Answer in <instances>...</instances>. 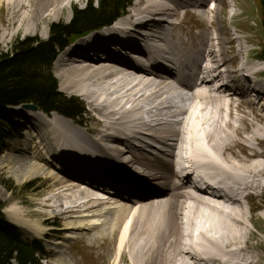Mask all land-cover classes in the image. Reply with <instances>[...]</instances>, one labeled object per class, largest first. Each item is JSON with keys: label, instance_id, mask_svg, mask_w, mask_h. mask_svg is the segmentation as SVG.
I'll return each mask as SVG.
<instances>
[{"label": "bare ground", "instance_id": "bare-ground-1", "mask_svg": "<svg viewBox=\"0 0 264 264\" xmlns=\"http://www.w3.org/2000/svg\"><path fill=\"white\" fill-rule=\"evenodd\" d=\"M83 2L0 0V11L6 10L0 23L7 30L30 34L40 24L67 20L66 12ZM227 7L237 8L223 0H137L124 19L67 50V59L61 57L55 68L60 91L87 105L91 124L20 111L26 121H34L24 137L27 151L5 156L0 170L23 180L42 179L49 192L41 202L43 212L26 215L11 208L5 211L9 220L37 217L40 224L27 223L23 229L39 237L53 235L40 226L48 221L60 223L62 228L56 230L64 234L87 230L92 246L99 243L98 249H103L111 243L104 264H262L252 254L244 255L253 218L243 202L250 212L264 210L257 203L264 193V153L251 143L261 146L264 133L254 128L244 137L249 126L264 124V104L259 112L246 113L243 103L254 105L264 97L249 92L248 80L263 75L264 69L252 67L250 55L239 60L241 49L238 58L229 59L227 40L209 28ZM232 10L230 19L236 16ZM190 13L209 25L196 36L189 34L191 45L182 40V23ZM135 53L147 56L140 55L139 63ZM159 70L167 76L156 77L153 71ZM177 71L179 78L173 75ZM173 153L196 160L201 174L236 201L190 191L179 178L183 169ZM53 169L71 172L78 181L99 182L100 190L137 201L107 207L109 202L99 199L94 189L60 178ZM48 214L51 217H45ZM103 214L115 216L112 224L109 218L96 221Z\"/></svg>", "mask_w": 264, "mask_h": 264}, {"label": "rangeland", "instance_id": "rangeland-1", "mask_svg": "<svg viewBox=\"0 0 264 264\" xmlns=\"http://www.w3.org/2000/svg\"><path fill=\"white\" fill-rule=\"evenodd\" d=\"M91 1L92 0H84L83 5L77 6V7L81 9H85L89 6ZM132 1H133V6H134V4L137 3V0H132ZM223 1L227 5L228 4L235 5L237 8H234L235 11L232 9H229L228 7L225 8L219 16V21L214 24H210L211 27H209L208 25V27L211 28V30L220 31V34H221L220 37L222 36V38H225L227 40L228 42L227 50L229 51L228 53L229 59H233L234 57H237L236 55L238 54L239 49H241L242 56L240 58L237 57L239 60L242 59V57L244 56L246 57V55L247 56L250 55L252 56V60H253L252 64L257 65L259 69L260 68L264 69V63L258 64L256 59H254L257 52L260 51L263 45V42H264V32L261 26V11H260L259 0H223ZM130 9L129 11L127 10L128 13L130 12ZM231 10L236 13V16L233 19H230ZM69 11L66 12L68 16L67 20H60L57 22H52L48 24L47 26H44V24H40L38 30L30 34H27L25 32L16 33L10 29L7 30V28L0 23V53L10 52V50L12 49V46L15 45L18 41H23L26 39H37L40 41L48 40L50 36L51 25L56 24V23L68 24L71 22L73 18V10H69ZM5 13H6V10L4 7H2L0 11V21L6 19V17H4ZM182 27L184 29V33H182V40L188 43L189 45L192 44V37L191 35L189 36L190 33H193V35L196 36L198 35L199 32H202L203 29L208 28L207 25L205 26L203 21L199 19L194 13H190L188 16H186L185 22L182 23ZM77 40H74L73 43L76 42ZM229 42L231 43L229 44ZM60 58H61V55L57 58L53 66L54 76L56 77L58 81L59 92L67 98L75 99L76 102H79L83 106L85 112L83 113L81 119H76V120L69 119L57 113L45 114L39 111L35 107L34 109H32L31 106L10 108L7 111V117L11 118V120L13 121H16L17 120L16 114L21 117H24L26 115V114L22 115L23 113L19 114L20 111L31 110L32 112L35 110L37 113L41 114L42 116L59 115L67 120H71V121L74 120L78 122L82 121L85 124L87 123L91 124L90 112L88 110L87 105L84 104L82 101H80V99L69 97L60 91V86H59L60 80L57 78L56 72H55L56 63L62 60ZM241 63L242 62L238 63L237 66H240ZM230 67L233 69L235 66L232 65ZM260 82L264 83V78H261ZM243 104H244L243 105L244 112L250 113L253 110H255L256 112H259V110L264 104V98H261V100H258L257 104H254V105H251L247 102H244ZM14 118L16 120H14ZM238 124L241 126L240 122H238ZM254 128H260L262 129V133H264V124L257 123V125H255L254 127L249 126L247 128V131L244 133V137L245 136L249 137V133H251V131ZM26 129L28 128L21 127V130H22V136H20L21 138L22 137L26 138L27 134L30 133V131L28 132ZM4 132H9L7 127H4ZM17 135L19 136L20 134H17ZM5 136H6L5 138H1L0 136V145H1L0 160L3 159L7 155H14L16 153H24V154L26 153L27 146L25 144L28 141H26L25 139L22 140V139H17V138H10L7 135ZM185 136L188 137L189 136L188 133H186ZM33 143L36 144V142H33ZM251 143L254 145L256 152L264 153V143H262L261 146H258L257 142L255 141H252ZM29 152L32 154L34 152V149L29 150ZM251 152L252 151H249L250 154H252ZM237 153H239L242 157L243 156L245 157V154H243L241 149H238ZM60 166L61 165H57V168ZM53 171H55L56 173H59L60 178L62 177H64L65 179L67 178L66 173H61L60 170H54V169ZM17 177L18 176L15 175L12 171H9L7 169L0 170V200L5 205L3 214L6 220L10 223V226L13 227L18 232V235H20L24 243L31 245L36 240L44 239V241L41 240L44 243V250H45L43 252L44 255L42 257V260L40 259L42 264H50L51 262H55L56 260H62L64 264H104L105 255L108 253L112 245L111 243H108L104 246L103 249H98L97 246L99 245V243H94L92 246V244L90 243L88 239L90 235L88 234L87 230H78V231L73 230L71 232H67L66 234H64L62 233V231L56 230V229L62 228V225L60 223L56 224V223H53L52 221L51 222L48 221L46 224H43L40 226L44 230H49L50 233L52 231L53 235L47 234L46 236L39 237L37 235L36 236L32 235L31 233L26 232L23 229V227L27 225V223H29L28 225H31V224L38 225L39 219H37V217H26L25 216L24 221H20V222L10 221L5 211L11 208H17L20 211H23L26 215H29L30 213H34V212L35 213L43 212V209L41 207V202L42 200L47 198V194L49 192V189L45 181L42 179L34 178V179H29V180L27 179L23 180V178H20V177L17 178ZM69 182H72V181H69ZM262 182L264 185V180ZM96 183L101 185L99 182H96ZM214 184H216V186L219 187V184H217V182H215ZM83 188L84 189L87 188L86 190L91 191V189H89V187H87L86 185H84ZM93 192L95 191L93 190ZM257 203L264 205V193L261 192V196L260 198L257 199ZM126 204L127 203H123L121 207L125 206ZM243 206L245 208L247 216L248 217L252 216L253 218L252 224H250L248 227L251 233V237L247 245L248 246L247 248L249 249L247 250L248 253L246 251V254L244 255L248 254L247 256H249V254L250 255L252 254V256L260 259L262 261V264H264V210H257L254 213L250 212L249 210L250 206L248 202L246 201L243 202ZM51 215L52 214H48L45 217H51ZM176 216H177V210L173 214V222L175 224L176 232L178 236V234L180 233V220H178L179 222L178 221L176 222ZM107 218H109L108 220L111 221V224H112V221H114L115 216L103 214V216L96 217L95 219H97L96 221L101 220L100 222H102L104 221L103 219L106 220ZM77 220L79 221V219H75L74 221H77ZM94 220L93 222H96ZM85 224L86 223H84V225ZM175 227H174V231H175ZM66 236H71L75 239H66ZM56 244H59V245H56ZM243 247H245V244L243 245ZM36 257L38 258V256ZM111 258L114 262L117 259L116 255L114 256V254L111 255ZM13 264H17V263L15 262Z\"/></svg>", "mask_w": 264, "mask_h": 264}, {"label": "trees", "instance_id": "trees-1", "mask_svg": "<svg viewBox=\"0 0 264 264\" xmlns=\"http://www.w3.org/2000/svg\"><path fill=\"white\" fill-rule=\"evenodd\" d=\"M259 2L264 32V0ZM131 3L132 0H92L85 9L74 8L70 23L51 25L48 40L18 41L10 52L0 53V134L4 136V127L12 134L18 131L6 116L9 107L31 105L47 114L81 119L85 112L83 106L59 92L54 62L60 51L74 40L112 25ZM256 58L264 61V42ZM4 207L0 200V264H42L36 258V251L25 246L7 223L2 213Z\"/></svg>", "mask_w": 264, "mask_h": 264}, {"label": "water", "instance_id": "water-1", "mask_svg": "<svg viewBox=\"0 0 264 264\" xmlns=\"http://www.w3.org/2000/svg\"><path fill=\"white\" fill-rule=\"evenodd\" d=\"M29 106H31V105H26V107H29ZM31 107H32V109H34L35 106H31ZM35 108H36V107H35Z\"/></svg>", "mask_w": 264, "mask_h": 264}]
</instances>
